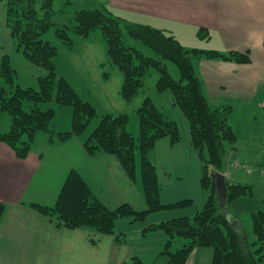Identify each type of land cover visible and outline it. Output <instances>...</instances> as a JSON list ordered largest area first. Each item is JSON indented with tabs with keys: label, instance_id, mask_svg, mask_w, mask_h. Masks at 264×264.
<instances>
[{
	"label": "trees",
	"instance_id": "16d2710c",
	"mask_svg": "<svg viewBox=\"0 0 264 264\" xmlns=\"http://www.w3.org/2000/svg\"><path fill=\"white\" fill-rule=\"evenodd\" d=\"M54 1L0 0V4L5 5L6 21L18 50L29 63L44 71L37 77V87L21 85L17 82L18 69L13 57L11 54L2 56L0 76L4 82L0 87V112H8L12 121L8 131H0V142L8 144L19 158L26 159L38 134H47L51 143L55 141V135L60 141H65L73 135H83L95 117L99 116V124L87 136L84 146L90 155H114L133 182H137L139 153L147 208L137 210L129 203H123L116 209H109L75 168L67 176L59 197L52 205L32 202L30 206L56 220L60 227L71 230L91 228L100 234H116V242L121 244L126 238L124 234L117 233L116 224L122 218L144 222L151 213L188 206L193 202L192 199L168 204L162 202L158 168L150 156L160 139L169 137L175 144L181 140L179 123L170 120L157 107L154 99L146 96L137 109L140 135L136 137L130 130V114H100L95 105L80 97L77 89L58 70L56 62L59 46L43 38L44 33L57 24L56 32L61 43L72 47V34L88 37L99 29L107 41L108 61L117 65L124 75L121 86L124 99L132 100L144 88L151 69L158 71L157 90L161 93L171 91L175 103L189 120L191 142L204 165L201 186L208 192L205 205L194 215L172 218L144 228V233L162 230L168 237L156 256L145 261L135 255L123 264H187L196 247L212 249V264H264V208L251 213L255 234V240L251 243L243 226L236 229L233 219L228 216V203L240 196L250 195L253 186L242 182L228 184V194L221 199L216 185L217 172L225 173L227 168L225 142L235 143L238 139V133L231 124L235 106L212 105L195 66L200 59L250 63V51L188 49L174 34L150 24L134 22L112 11L107 4L97 1L83 3L76 9L73 18L59 24L53 9ZM125 32L141 40L154 51V55H148L127 39L124 40ZM166 61L177 64L180 79L170 73ZM51 101L73 107L72 129L56 134L52 125L57 115L56 109L43 107V104ZM25 102L32 104L30 109H26ZM6 208L7 204L0 202V222L3 221ZM181 236L187 243L181 249L173 250V239ZM90 240L95 245L98 243L94 238Z\"/></svg>",
	"mask_w": 264,
	"mask_h": 264
},
{
	"label": "crops",
	"instance_id": "0c3cea01",
	"mask_svg": "<svg viewBox=\"0 0 264 264\" xmlns=\"http://www.w3.org/2000/svg\"><path fill=\"white\" fill-rule=\"evenodd\" d=\"M119 2H123L124 9L120 7ZM113 7L123 10L121 15L134 22L150 24L173 33L179 31L181 37H184L187 27L193 30L194 36L198 34L215 39V48L222 51H250V63L200 59L195 66L201 75L209 102L214 106H235L231 124L240 107L251 115L249 109L254 101L258 108L251 117H259V105L263 104L260 100H264V0H119L117 6L113 3ZM143 14L151 19L143 20V17H140ZM156 19H162L164 21L161 22L170 26L157 24ZM10 50L0 51V60L4 54H9ZM13 61L19 76L20 68L14 57ZM20 62L33 70L34 79L44 72L23 58ZM56 64L59 72L74 87L72 78L67 76V71L72 72L73 69L69 70L68 67L63 71L57 62ZM73 73L77 71L74 70ZM105 76L107 80H111L108 73H105ZM82 80L84 81L83 77ZM121 88L120 95L123 98ZM77 91L83 99L85 94L81 95L79 89ZM93 95L94 93L89 92V97L93 98L86 96L85 100L95 105L100 114L120 112L103 107L97 100L98 97ZM146 96L153 98L157 107L170 120L177 121L182 131V138L177 144L165 137L160 139L150 152L151 159L158 168L161 200L168 204L192 199L191 205L151 213L144 222L122 218L116 225L117 233L124 234L126 238L121 244L116 243L115 234L104 235L91 228L71 230L60 227L56 220L39 213L30 203L52 205L59 197L64 181L73 168L80 171L94 193L109 209L129 203L137 210H145L147 203L142 187L140 159L137 161V182H133L114 155H90L84 146L87 138L85 135H73L65 141H60L55 135V141L51 143L47 134L40 133L26 159L19 158L8 144L0 142V202L7 204V211L0 222V264H70V259L76 264H111L112 259L115 264H123L135 255L149 261L163 249L168 237L162 230L144 233L147 225L180 216H192L203 208L208 197V192L201 186L204 165L201 155L191 142L189 120L174 102L171 91L158 92L156 95L144 91L140 99L138 96L132 99H139L136 101L137 108ZM93 99L97 100V103ZM117 105L124 106L119 100ZM66 107L59 106V113L56 110L57 115L53 121L56 134L72 129L73 107ZM133 122L134 126H130V130L139 137L138 115H133ZM236 131L239 138L241 135L237 129ZM231 164L234 167L239 165L235 156L231 157ZM250 173L251 170L248 169L247 175ZM223 174L228 182L236 183L235 175L228 169V164ZM228 210V216L233 221L237 220L242 227L240 216L230 207ZM91 238L98 243L94 245ZM105 239L109 244H114L107 257L103 250L107 248L102 245ZM186 243L187 240L182 236L175 237L171 248L178 250L182 248L179 246ZM212 255L210 247H196L187 264H212Z\"/></svg>",
	"mask_w": 264,
	"mask_h": 264
},
{
	"label": "rangeland",
	"instance_id": "374dc122",
	"mask_svg": "<svg viewBox=\"0 0 264 264\" xmlns=\"http://www.w3.org/2000/svg\"><path fill=\"white\" fill-rule=\"evenodd\" d=\"M90 1H97L99 3L102 2L104 4H107L108 6L112 4L110 7L112 11L116 12L117 14H121L123 11V10L115 9L113 7V3L114 5L117 6V2L119 0H55L53 9L56 12L55 18L57 22L59 24H63L67 22L70 18L74 17L75 11L76 9H78L80 5ZM119 4L121 5L120 7L124 9V7L122 6L123 2H119ZM5 16H6L5 5L0 4V35H2L0 36L1 38L0 51L3 50L9 51L11 49L9 54H11L14 57L15 61L18 64V68H20L17 82L20 83L21 85L32 86L35 88L38 86V79L33 78L35 74L32 69H29L27 66H25L20 62L22 58L24 60L26 59L24 58V56H22V52L18 50L17 43L12 39V34H10V28L8 26V22L4 20V18L6 19ZM140 17H143V20L145 21L151 19V17L146 16L144 14ZM156 20L158 21L157 24L162 23L170 26V24L168 23L161 22L164 21L162 19L160 20L156 19ZM4 21H6L7 23ZM56 27L57 24L53 26L50 30H48L46 33H44L43 38L59 46V53L57 54V63L58 66L61 68V70L64 71L68 67L69 70L73 69L72 72L66 70L68 73L67 76L70 75V78H72V81L74 83V87L81 91L80 92L81 95L82 93L85 94L83 95L84 100L87 97L93 98V97H89V92H91V94L94 93V95L98 97L97 100L103 105V107L112 108L115 111L126 112L130 114L129 122L132 128V126H134L133 115H138L137 109L139 107L138 108L136 107V101H138L141 98V96H143L144 91L145 93L150 95H156L159 92L156 86V82L160 77L158 71L154 68L151 69L150 75H148L145 79L144 88H142L140 92L136 95L139 97V99H135L132 100L131 102H127L120 95V88H121L120 85L121 83L124 82L123 81L124 75L122 74V71L119 69L117 65L114 66L113 64H110V62L108 61V53H106L107 41L105 40L102 31L97 29L91 34L89 38H85L80 35L76 36L75 34H72L74 38V45L72 47L71 46L67 47L63 43H61V39L59 38L56 32ZM166 32L168 34H174L176 38H178L182 42V44L188 49L197 47L205 50L208 49L219 50L218 48H215L217 44L215 39H211L208 36L205 37L199 36L198 34L194 36L192 35L193 30L187 29V27L184 30V34H183L184 37L179 36L178 34L179 31H176L177 33L176 32L173 33L169 30H166ZM8 34L10 35L8 36ZM126 39L130 44L135 46L137 49L144 51L148 55H154V51H152L151 48L145 45L141 40L139 39L136 40L125 32L124 40ZM166 62L168 64V69L170 73H172V75L176 79H180L181 73L179 72V68L177 64L175 62H170V61H166ZM32 66L38 67L36 65H32ZM74 70H76L77 73H73ZM105 73H108V75L111 76V80H107L108 78L105 76ZM82 77L84 78V81L82 80ZM3 82L4 81L0 76V87L3 84ZM85 85H87V87L89 88L85 87ZM97 100L94 101L97 103ZM117 100L122 102L124 106H119V105L116 106ZM260 101L264 104V100H260ZM254 102H255L254 104L250 105V109H249L251 111V115L254 111H257L258 108L257 107L258 104L256 105V101ZM25 103H26L25 104L26 109H30L32 104L30 102H25ZM263 104L259 105L261 113H257V115L259 116L257 118H252L251 115L248 113V111L244 112L240 107V109H238V111L235 113V119L232 122V125L234 129H237L239 131L241 136L235 140V143H231L229 141L225 142L228 169L233 173V175H235L234 180L236 181V183L237 182H242L247 184L250 183L253 186V190L250 195L240 196L233 202L228 203L227 205V207H230L231 210H234L237 216H240L243 222V228L245 229V233L247 234L250 243L255 240V234L253 233V223L251 221V213L252 211H259L261 210V208H264V174H263L264 173V117H263L264 105ZM59 106L66 107L65 105H60L56 103L55 101H51L43 104L44 108L54 107L57 110V113H59V109H58ZM63 117L65 118L66 114ZM99 120H100L99 116L95 117V119L91 122L90 126L87 128V130L84 132L83 135H85L86 137L89 136V134L99 124ZM11 121H12V116L6 111H1L0 131L1 132L8 131L10 129ZM52 124L53 126H55L54 122H52ZM137 156H139V153L137 154ZM232 156H235L236 162L239 163V165L236 167H234L231 164ZM138 158L140 159V156ZM248 169L251 170V173L247 175ZM226 183L227 185L231 184L230 182L227 181V179H226ZM104 235H110V234H104ZM103 244L107 248V249H103L104 252L107 254L105 257H107L109 254V249H112L114 244H109L108 241H106V239L103 240L102 245ZM182 245L179 246V248L182 247ZM103 259H104V253H103ZM72 260L73 259L69 260L70 264H76V262ZM111 264H115L113 259Z\"/></svg>",
	"mask_w": 264,
	"mask_h": 264
},
{
	"label": "water",
	"instance_id": "95a60500",
	"mask_svg": "<svg viewBox=\"0 0 264 264\" xmlns=\"http://www.w3.org/2000/svg\"><path fill=\"white\" fill-rule=\"evenodd\" d=\"M216 176H217L216 185H217V188H218L219 197L221 199L226 198V196L228 194L226 176L223 173H220V172H217ZM233 222H234L233 226L236 229L241 228L240 223L237 220H234Z\"/></svg>",
	"mask_w": 264,
	"mask_h": 264
}]
</instances>
